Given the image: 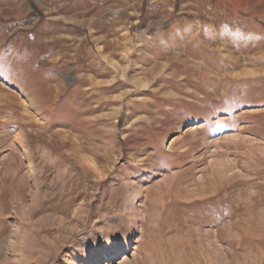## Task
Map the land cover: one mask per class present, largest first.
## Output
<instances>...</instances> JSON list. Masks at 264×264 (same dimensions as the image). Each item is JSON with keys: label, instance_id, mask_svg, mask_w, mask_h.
<instances>
[{"label": "rangeland", "instance_id": "374dc122", "mask_svg": "<svg viewBox=\"0 0 264 264\" xmlns=\"http://www.w3.org/2000/svg\"><path fill=\"white\" fill-rule=\"evenodd\" d=\"M113 261L264 264V0H0V264Z\"/></svg>", "mask_w": 264, "mask_h": 264}, {"label": "bare ground", "instance_id": "6f19581e", "mask_svg": "<svg viewBox=\"0 0 264 264\" xmlns=\"http://www.w3.org/2000/svg\"><path fill=\"white\" fill-rule=\"evenodd\" d=\"M125 253H127V251H125ZM128 260V258H127V255L126 254H124V255H122V259H121V262H123V261H127ZM112 261V260H111ZM106 264H119V263H117L116 261H113V262H108V263H106Z\"/></svg>", "mask_w": 264, "mask_h": 264}]
</instances>
